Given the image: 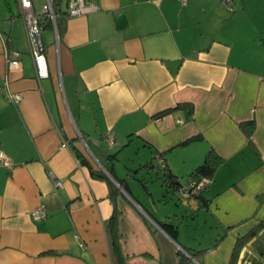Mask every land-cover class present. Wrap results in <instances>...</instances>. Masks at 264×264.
<instances>
[{
	"label": "crops",
	"instance_id": "obj_1",
	"mask_svg": "<svg viewBox=\"0 0 264 264\" xmlns=\"http://www.w3.org/2000/svg\"><path fill=\"white\" fill-rule=\"evenodd\" d=\"M93 2L58 38L45 22L38 79L18 1L0 0V264H264V0ZM126 152L180 183L221 163L200 196L141 197L109 173Z\"/></svg>",
	"mask_w": 264,
	"mask_h": 264
},
{
	"label": "built area",
	"instance_id": "obj_2",
	"mask_svg": "<svg viewBox=\"0 0 264 264\" xmlns=\"http://www.w3.org/2000/svg\"><path fill=\"white\" fill-rule=\"evenodd\" d=\"M22 19L25 25L28 42L30 45V52L32 54V60L36 76L38 79H42L48 76V69L45 60V54L43 51V46L36 42L35 36H40L44 28V18H47L51 22L56 37L58 38L57 26H56V14L53 9L52 2L46 0L42 5L41 12H36L34 10L32 0H17ZM182 3L184 0H180ZM223 5L228 9H232L233 0H221ZM98 9V6L93 2V0H67L66 13L68 17L82 16L90 12H94ZM19 52L16 50H9L6 52V63L8 68L15 69L19 66L20 62L18 60ZM8 99L17 102L21 99L20 93H9ZM66 146V142L61 144V147ZM159 162L162 161V156L156 154ZM0 161L4 165H10V160L0 151ZM55 185H60L58 180H54ZM209 184L208 178H203L200 181H195L193 179H188L181 183L179 186V191L183 197L197 196L202 190H204ZM33 218L44 219L46 217V212L43 208L37 207L31 211Z\"/></svg>",
	"mask_w": 264,
	"mask_h": 264
},
{
	"label": "trees",
	"instance_id": "obj_3",
	"mask_svg": "<svg viewBox=\"0 0 264 264\" xmlns=\"http://www.w3.org/2000/svg\"><path fill=\"white\" fill-rule=\"evenodd\" d=\"M53 9H54V12L56 14L57 31H58V33H61L62 18H65L64 16H67V13L65 11L64 12H61L58 9H55L54 5H53ZM44 22L49 23L51 25V22L49 20H47V18H44ZM247 124H249L251 126V128H252L253 122H248ZM243 126H244V124H243ZM184 143H187V141L184 142ZM75 154H76L77 157H79V159H80L81 162H83V163H85V164L88 165V163L86 162V160L84 159V157L80 155L79 151L75 150ZM109 157H110V159H115L116 158V155L115 154H111ZM220 163H221V158L218 157L217 155L213 154L212 152H209L205 156L203 162L200 165H198L196 168H194L193 171L189 174V179H193L195 181H200L203 178L210 179L211 176L213 175L214 171L216 170V168L218 167V165ZM153 168H154V166L152 165V163L147 162L145 164L139 165L134 170V172L139 173V171H141L143 169L147 170V169H153ZM109 173L115 179V181L121 187H123L126 191H128V193L131 195V193L129 192V190L125 186V179H120L111 170H109ZM93 174L96 175V176H98V177H101L103 179H106L110 184H112L111 181L109 180V178L107 176H105L102 172H95V171H93ZM160 179L162 181V185L165 184V186H166L167 189H172L173 191H177L179 189L180 184H181L180 181H179V178H176L166 168V166H164V168H162V175H161ZM142 183H144V181ZM204 190H202L197 196H200ZM159 225L171 237L175 238V235H176V232H177L176 225H174V224H172V223H170L168 221H159ZM255 231H256V229H253L252 231H250L245 236L244 239L249 238L250 236H252L255 233ZM241 243H242V240H240L238 242V244L236 246L237 247L236 249H238V247L240 246ZM116 249H117V251L119 253V250L117 248V245H116ZM119 256H120V261H122L121 260V254L120 253H119Z\"/></svg>",
	"mask_w": 264,
	"mask_h": 264
},
{
	"label": "rangeland",
	"instance_id": "obj_4",
	"mask_svg": "<svg viewBox=\"0 0 264 264\" xmlns=\"http://www.w3.org/2000/svg\"><path fill=\"white\" fill-rule=\"evenodd\" d=\"M116 158L117 159L114 163L117 169V175L127 181L135 195L138 194L143 197L144 194L147 195L148 191L154 193L158 198L163 195L165 188H162V181L160 179L162 175V169L158 163L153 162V169H148L147 171L137 173L134 172L139 163L137 162L139 160L136 155L131 156L129 152H126L120 154ZM133 162L136 163L133 164ZM141 181H144V183ZM147 205L149 207L152 206L151 203H148ZM158 206L161 207V205Z\"/></svg>",
	"mask_w": 264,
	"mask_h": 264
},
{
	"label": "water",
	"instance_id": "obj_5",
	"mask_svg": "<svg viewBox=\"0 0 264 264\" xmlns=\"http://www.w3.org/2000/svg\"><path fill=\"white\" fill-rule=\"evenodd\" d=\"M35 40H36V42L38 41V43H40L42 46H43V41H42V36L40 35V36H35Z\"/></svg>",
	"mask_w": 264,
	"mask_h": 264
}]
</instances>
